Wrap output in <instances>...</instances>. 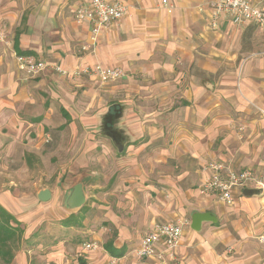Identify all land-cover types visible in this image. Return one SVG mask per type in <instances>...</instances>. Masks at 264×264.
<instances>
[{
	"label": "crops",
	"instance_id": "obj_1",
	"mask_svg": "<svg viewBox=\"0 0 264 264\" xmlns=\"http://www.w3.org/2000/svg\"><path fill=\"white\" fill-rule=\"evenodd\" d=\"M121 1L126 15L105 26L93 46L91 22L74 16L88 0H0V158L11 167V182L16 172H41L47 162L59 177L67 175L65 194L83 182L84 210H97L102 220L93 236L105 237L110 258L107 245L125 248L115 257L120 261L147 264L130 257L143 236L157 222L186 218L175 264H264L261 200L243 194L245 187L260 186L243 187L231 206L200 192L212 173L205 169L209 161L264 174V116L258 109H264V28L236 25L226 15L211 27L216 0H168L171 7L162 0ZM249 1L264 6V0ZM17 54L70 71L118 67L123 76L104 83L52 66L28 76L18 69ZM113 104L123 110L116 124L128 140L122 151L103 133ZM50 190L56 199L57 190ZM12 195L0 186L8 208ZM195 211L213 212L218 220L196 231ZM87 219L61 226L92 232ZM73 241L54 247L58 264L70 258L91 264L92 256H77L101 254Z\"/></svg>",
	"mask_w": 264,
	"mask_h": 264
},
{
	"label": "built area",
	"instance_id": "obj_2",
	"mask_svg": "<svg viewBox=\"0 0 264 264\" xmlns=\"http://www.w3.org/2000/svg\"><path fill=\"white\" fill-rule=\"evenodd\" d=\"M162 4L170 6L168 0H162ZM170 10V9H169ZM127 13V7L121 0H88V3L80 4L75 11V19L79 22L89 20L91 26V45L95 46L102 29L116 21L122 19ZM226 15L232 23L244 25L247 22H254L264 28V6L253 5L249 0H216L214 5V20L211 27L216 28L218 19ZM83 45L82 49H87ZM18 69L28 76H37L44 72L47 67L52 66L55 71L67 76L90 74L96 76L101 82H113L123 76V70L118 67L85 66L73 71L61 68V66L48 62L45 59L36 58L32 55H16ZM264 116V109L258 108ZM205 169L212 171L211 175L205 179L200 187L203 195H213L216 199L226 205H234L237 194L240 190L251 182L261 184L255 172L251 168L234 169L222 162L209 161ZM189 219L157 222L143 236L141 243L136 249L137 256L152 259L156 264H172L177 259V249L181 243L184 226L188 225ZM259 240L264 244V232L260 234ZM84 248L89 250L96 248L95 242L84 243Z\"/></svg>",
	"mask_w": 264,
	"mask_h": 264
},
{
	"label": "rangeland",
	"instance_id": "obj_3",
	"mask_svg": "<svg viewBox=\"0 0 264 264\" xmlns=\"http://www.w3.org/2000/svg\"><path fill=\"white\" fill-rule=\"evenodd\" d=\"M3 133L4 131H0V136H3ZM1 149L2 147L0 146V151ZM3 160V157L0 158V186H7L12 190L13 205L8 208L4 205V203H2L3 201L0 200V202L8 208L19 221L22 222V225L25 228V233L23 238L18 242V247L15 250V257L12 262H6L0 256V264H58L56 257L57 253L53 250L60 241L64 240L67 242L74 240L73 242L79 243L81 246H83L84 243L95 242L97 247L92 248L91 250L96 253L97 251H100L101 254H82L83 256H77L79 258H84V255L92 256V259H86L87 263H89L88 261H91V264H129L128 260L120 261L115 257H108L105 254V250L102 245L105 237L103 236L100 240L93 236L94 233H98L102 227V220L97 210H93L91 208L84 210L88 207V202L84 205V207L73 211H70L66 207L65 199L67 194H65V190L67 185V175L59 177L58 170L55 171V168L52 167L53 165L47 162L46 165L43 164L45 169L41 172H39V170H31L28 175H26L24 171L19 173L16 172L14 178L15 180H13L14 182H11V179H13L11 178L12 176L9 172L11 167ZM253 171L255 172L257 178H259L262 182L261 184L257 182L255 183L263 188V193L258 196L261 200V209L264 211V174L257 172L254 169ZM44 188L56 189L57 198L54 199V197H51L48 201L39 200L37 195L38 190ZM76 211L78 213H74L75 215L73 216L71 222L75 226H78L76 225V222L82 221L84 217H87L86 226H92L94 232L76 233L75 231L70 232L63 229L61 226L63 218L60 215L67 214L68 212L72 214L71 212ZM80 212H83L84 216H81ZM112 234L113 230L108 231V236L111 237ZM228 252L231 253L232 249H229ZM136 256V252L135 254H130L131 258ZM137 257L140 261L144 260L147 264H156V262L152 259L148 260L147 258ZM176 261L177 259L173 261L172 264H175ZM64 264L74 263L70 258L67 261L65 260Z\"/></svg>",
	"mask_w": 264,
	"mask_h": 264
},
{
	"label": "trees",
	"instance_id": "obj_4",
	"mask_svg": "<svg viewBox=\"0 0 264 264\" xmlns=\"http://www.w3.org/2000/svg\"><path fill=\"white\" fill-rule=\"evenodd\" d=\"M22 53V52H17ZM122 111L120 104H113L109 112L104 117V131L117 140L121 139V133L114 126L115 118H117ZM74 214L62 220L63 225L68 226L72 222ZM25 228L22 222L0 202V256L6 262H12L15 257V250L18 247V242L23 238ZM107 250L110 251L114 257L124 255L125 248H116L113 245H107Z\"/></svg>",
	"mask_w": 264,
	"mask_h": 264
},
{
	"label": "water",
	"instance_id": "obj_5",
	"mask_svg": "<svg viewBox=\"0 0 264 264\" xmlns=\"http://www.w3.org/2000/svg\"><path fill=\"white\" fill-rule=\"evenodd\" d=\"M109 110H110V108H109ZM109 110L107 111V113L109 112ZM122 113H123V110L121 111V114L117 118H115L114 126L116 129H118L116 124L118 123L120 117L122 116ZM105 115H104V117H105ZM104 117H103V123H104ZM119 131H120L121 136H122L120 140H117L114 137L108 135L105 131H103V133L105 135L111 137L112 140L114 141L115 145L119 149V151H122L128 140L125 137V135L123 134V132L121 130H119ZM262 193H263L262 187H245L243 189V194L245 196H258ZM51 197H52V192L49 188L41 189L38 193V198L41 201H48L51 199ZM86 201H87V195H86V191L84 188V184H83V182H78L77 184H75L73 186L70 193L67 195V197L65 199V204H66V207L70 211H73L75 209L82 208L85 205ZM217 220H218V217L213 212L195 211L192 213L191 227H192V229H194L196 231H200L203 222L209 221V222L215 223V222H217Z\"/></svg>",
	"mask_w": 264,
	"mask_h": 264
}]
</instances>
